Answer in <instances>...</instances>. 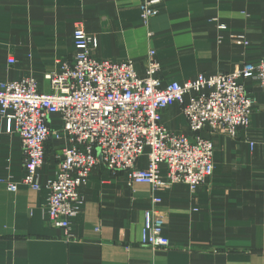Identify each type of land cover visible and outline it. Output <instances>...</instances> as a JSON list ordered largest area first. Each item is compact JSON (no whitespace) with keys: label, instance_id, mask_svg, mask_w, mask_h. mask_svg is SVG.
<instances>
[{"label":"crops","instance_id":"0c3cea01","mask_svg":"<svg viewBox=\"0 0 264 264\" xmlns=\"http://www.w3.org/2000/svg\"><path fill=\"white\" fill-rule=\"evenodd\" d=\"M160 1L159 15L145 26L142 0H0V82L31 77L47 91L46 73L74 59L72 31L79 22L97 40L90 50L96 61L131 62L143 77L152 51L161 86L264 60V0ZM9 57L15 59L10 68ZM243 85L256 102L250 124L237 139L213 137L210 179L194 193L183 185L154 193L170 244L164 249L139 243L151 209L149 187L130 186L126 175L101 163L79 190L66 241L42 212L64 142L48 139L40 189L31 191L21 184L19 137L6 133L0 118V264H264V89L249 80ZM161 122L169 132L189 134L178 105L164 110ZM48 125L62 128L57 116ZM146 165L142 156L136 168ZM158 174L165 177L163 166ZM7 182L16 183L15 193Z\"/></svg>","mask_w":264,"mask_h":264},{"label":"built area","instance_id":"2783aa9c","mask_svg":"<svg viewBox=\"0 0 264 264\" xmlns=\"http://www.w3.org/2000/svg\"><path fill=\"white\" fill-rule=\"evenodd\" d=\"M160 4V0H142L140 19L145 26L159 15ZM72 39L74 59L63 61L58 73H46L47 91L39 90L31 77L0 82V118L6 133H16L21 143V184L31 191L40 189L37 172L45 161L46 142L62 140L57 170L45 185L48 197L42 212L48 225L62 230L66 241L72 238L70 220L81 204L79 190L101 163L113 174L126 175L130 186L149 187L151 209L144 213L139 243L152 250L168 248L155 191L183 185L194 193L210 179L213 137L224 134L237 139L239 131L249 126L256 102L243 81L264 89V60L236 66L231 73L201 74L161 86L152 51L145 75L139 77L131 62L94 60L90 50L97 40L85 32L83 23L74 26ZM14 64L9 57L7 66ZM172 105H178L187 121L186 136L167 131L161 122V113ZM51 116L59 117L60 130L50 129ZM142 156L147 157L146 168L137 169ZM160 166L164 178L158 174ZM6 186L15 193L16 183Z\"/></svg>","mask_w":264,"mask_h":264}]
</instances>
